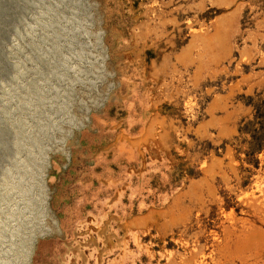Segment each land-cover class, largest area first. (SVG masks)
<instances>
[{"label": "rangeland", "instance_id": "obj_1", "mask_svg": "<svg viewBox=\"0 0 264 264\" xmlns=\"http://www.w3.org/2000/svg\"><path fill=\"white\" fill-rule=\"evenodd\" d=\"M263 111L264 0H0V264H264Z\"/></svg>", "mask_w": 264, "mask_h": 264}, {"label": "trees", "instance_id": "obj_2", "mask_svg": "<svg viewBox=\"0 0 264 264\" xmlns=\"http://www.w3.org/2000/svg\"><path fill=\"white\" fill-rule=\"evenodd\" d=\"M253 119L257 121V135H251L252 141H255L253 146L254 152H259L264 147V111L258 115L253 114ZM254 139V140H253Z\"/></svg>", "mask_w": 264, "mask_h": 264}, {"label": "bare ground", "instance_id": "obj_3", "mask_svg": "<svg viewBox=\"0 0 264 264\" xmlns=\"http://www.w3.org/2000/svg\"><path fill=\"white\" fill-rule=\"evenodd\" d=\"M3 132H4L3 130H0V148L4 149L8 147L9 145H11V142L8 141V139L6 138V134Z\"/></svg>", "mask_w": 264, "mask_h": 264}]
</instances>
